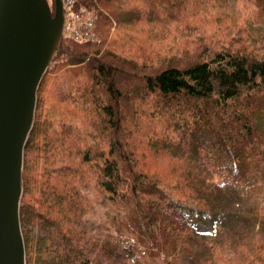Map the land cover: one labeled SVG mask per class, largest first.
I'll return each mask as SVG.
<instances>
[{
    "label": "trees",
    "instance_id": "obj_1",
    "mask_svg": "<svg viewBox=\"0 0 264 264\" xmlns=\"http://www.w3.org/2000/svg\"><path fill=\"white\" fill-rule=\"evenodd\" d=\"M250 1L247 36L201 49L200 37L183 59L162 57L152 26L181 19L188 0H77L97 41L64 39L39 88L27 264H147L144 252L155 264H264V0ZM60 107L70 119H56ZM165 158L173 184L151 164ZM92 190L114 208L105 236L88 217Z\"/></svg>",
    "mask_w": 264,
    "mask_h": 264
},
{
    "label": "water",
    "instance_id": "obj_2",
    "mask_svg": "<svg viewBox=\"0 0 264 264\" xmlns=\"http://www.w3.org/2000/svg\"><path fill=\"white\" fill-rule=\"evenodd\" d=\"M63 0H0V264H27L21 223L25 149L38 92L61 48Z\"/></svg>",
    "mask_w": 264,
    "mask_h": 264
},
{
    "label": "rangeland",
    "instance_id": "obj_3",
    "mask_svg": "<svg viewBox=\"0 0 264 264\" xmlns=\"http://www.w3.org/2000/svg\"><path fill=\"white\" fill-rule=\"evenodd\" d=\"M173 1V0H170ZM208 0H188V9L182 10L181 12V19L177 20H162L161 22H156L152 26V30L157 34L154 37L152 44L157 46L158 48H164L162 52L163 56H171L174 58L182 57L183 59L186 58L185 52L190 53L193 52L194 49L198 48L199 39L202 38V42L199 44L200 49L202 48L203 43H208L210 41L219 42L223 40L226 36V33H237L238 28L247 27V29L243 28L245 31V36H247V30L250 27L251 23H248L249 16L254 13L253 2L250 0H211L210 2L204 3ZM53 2V0H50ZM227 15L228 18L226 19L225 23L219 22L218 17ZM235 16L233 20H231V16ZM190 23L188 28L190 32L186 34H182L181 30L185 26V22ZM114 27L112 28V32ZM119 30L118 34L115 35L117 37L121 36L124 37L128 34H138L139 31H131L123 29ZM138 30V29H136ZM153 32V33H154ZM67 35L65 36V39ZM111 40V39H110ZM97 41V35L95 33V40ZM207 44V45H208ZM182 45V46H181ZM204 48V47H203ZM136 52L133 50V55ZM68 67V66H67ZM69 68V67H68ZM48 94V93H47ZM49 95V94H48ZM124 111V105L121 108ZM37 114V110H36ZM56 119L58 121L63 119H70L71 115L65 112L64 107H60L56 110ZM79 120V119H78ZM77 121V119H75ZM36 122V117H35ZM80 122V121H79ZM151 164L156 165L155 168L158 172H165V175L169 178L168 181L173 184L176 182V178L169 174L173 167V163L167 161L165 158L163 161L160 162H151ZM92 193V197L90 198V203L92 209L89 212V219L91 223H94L95 226H102L106 222L107 215L110 211L114 210L113 207H104L102 203L98 201L101 199V194L96 193V191L92 190L89 191V194ZM264 205V202L262 203ZM197 223L202 228H208L209 223L197 220ZM106 224L101 230V236H105L107 234ZM141 256L137 258V260L141 261L142 255L145 256L147 264H155L156 261H153L152 258H149L146 252L139 253ZM135 257H131L130 261L124 264H134ZM136 260V259H135ZM143 260V261H144ZM142 262V261H141ZM106 264H113L106 263ZM166 264V263H164Z\"/></svg>",
    "mask_w": 264,
    "mask_h": 264
},
{
    "label": "built area",
    "instance_id": "obj_4",
    "mask_svg": "<svg viewBox=\"0 0 264 264\" xmlns=\"http://www.w3.org/2000/svg\"><path fill=\"white\" fill-rule=\"evenodd\" d=\"M65 3L71 7L75 3V0H65ZM93 26L94 19L87 12L72 14L69 21V30L77 40L91 39L93 37Z\"/></svg>",
    "mask_w": 264,
    "mask_h": 264
}]
</instances>
